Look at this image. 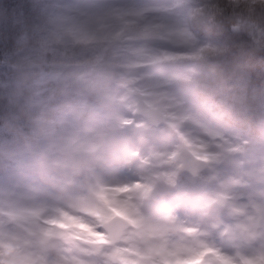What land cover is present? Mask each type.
I'll use <instances>...</instances> for the list:
<instances>
[{
	"label": "rangeland",
	"instance_id": "obj_1",
	"mask_svg": "<svg viewBox=\"0 0 264 264\" xmlns=\"http://www.w3.org/2000/svg\"><path fill=\"white\" fill-rule=\"evenodd\" d=\"M183 2L177 0V5ZM175 4L73 0L63 5L62 36L72 42L99 35L115 38L120 28L116 17L129 12L139 13L146 23L162 22L173 32V40L189 39V15ZM130 49L135 62L146 70L140 74L137 93L128 97L130 113L119 116L112 127L119 132L135 126L149 130L161 127L164 120L172 125L176 121L182 125L184 120L180 131L184 146L179 148L169 130L159 128L164 138L157 143L160 146L151 149L152 141L137 142L122 147L125 150L113 159L104 152L109 126H91L93 138L101 139L91 150L103 156V173L95 171L94 160L83 154L78 165L71 164L63 142L48 146L53 163L45 168L8 165L0 173V211L13 214L14 219L2 228L5 241L16 250L21 264H153L148 242L152 250L161 251L162 260L167 255L161 264H249L252 260L264 264V224H259L264 222V155L255 172L247 163L232 160L234 150L224 142L230 138L223 132L227 126L215 125L202 109L186 105L181 95L166 86L162 76L173 69L164 63L172 52L168 45L139 40ZM141 115L146 116L145 122ZM123 136L120 132L113 138L117 146ZM75 137V132L67 133L66 143L71 145ZM153 152L160 154L158 160L152 159ZM206 169L213 190L199 186L198 175ZM159 176L170 187L167 194L155 189ZM106 188L118 195L114 204L129 207L131 219L103 202L100 193ZM222 205L240 207L243 216L251 217L239 234L234 228L226 230L228 215L221 219ZM260 217V222L255 220ZM134 219L146 233L149 230L151 239L143 242Z\"/></svg>",
	"mask_w": 264,
	"mask_h": 264
},
{
	"label": "trees",
	"instance_id": "obj_2",
	"mask_svg": "<svg viewBox=\"0 0 264 264\" xmlns=\"http://www.w3.org/2000/svg\"><path fill=\"white\" fill-rule=\"evenodd\" d=\"M70 1L0 0V173L8 165L45 168L53 163L48 146L62 142L71 164L78 165L83 154L94 160L95 171L103 173V156L91 150L101 139L93 138L91 126H109L104 152L113 159L125 150L122 147L137 142L152 141L151 149L160 146L157 143L164 138L159 128L168 129V136L179 141V148L184 146L180 134L184 120L183 126L164 120L163 128H124L120 130L124 141L119 146L114 143L120 132L112 125L119 116L130 113L128 97L137 93L143 79L140 74L146 70L135 62L130 49L139 40L169 46L171 56L164 63L173 69L162 76L166 86L181 95L186 105L202 109L215 125L227 126L223 132L230 138L224 142L234 150L231 159L247 163L255 172L264 155V0H184L178 7H184L189 15L191 34L189 39L179 36L176 42L162 22L146 23L139 13L129 12L116 17L120 28L115 38L99 35L72 42L62 36L61 19L63 5ZM126 38L133 41L124 43ZM134 114L138 117V110ZM141 116L145 122L146 116ZM70 132L77 137L68 145L66 135ZM198 179L203 190H213L207 169L201 170ZM181 182L185 187L186 180ZM101 193L103 202L117 207L127 219L133 217L127 205L114 204L118 200L115 192L106 188ZM220 208L222 220L228 215L229 227L225 229L234 228L236 234L252 220L242 215L240 207ZM13 219V214L0 211V264H21L2 229ZM135 222L143 242L151 239L149 230L146 233L143 224ZM148 244L153 264L163 263L167 255L162 260L161 251ZM249 264L263 263L252 260Z\"/></svg>",
	"mask_w": 264,
	"mask_h": 264
},
{
	"label": "water",
	"instance_id": "obj_3",
	"mask_svg": "<svg viewBox=\"0 0 264 264\" xmlns=\"http://www.w3.org/2000/svg\"><path fill=\"white\" fill-rule=\"evenodd\" d=\"M233 29L237 31L239 28L235 27ZM130 41H131L130 39L124 40L125 43L130 42ZM153 157H154V159H158L160 157V154L155 152V153H153ZM164 164H165V162L162 161L161 165H164ZM157 189L159 190V192L161 194H166L169 190V186L165 183L164 178L162 176L157 178Z\"/></svg>",
	"mask_w": 264,
	"mask_h": 264
}]
</instances>
